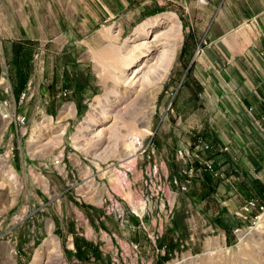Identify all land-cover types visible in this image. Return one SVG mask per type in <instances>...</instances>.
<instances>
[{
    "label": "rangeland",
    "instance_id": "374dc122",
    "mask_svg": "<svg viewBox=\"0 0 264 264\" xmlns=\"http://www.w3.org/2000/svg\"><path fill=\"white\" fill-rule=\"evenodd\" d=\"M145 23L148 37L137 33ZM195 23L187 2L0 0V264H264V213L241 223L252 228L237 239L241 211L227 223L203 202L196 186L205 174L189 177L185 192L171 183L189 164L178 151L195 143L180 102L187 57L206 45ZM169 30L173 61L147 116L127 132L105 109L135 100L116 90L139 62L96 56ZM136 136L150 145L125 165L124 141Z\"/></svg>",
    "mask_w": 264,
    "mask_h": 264
},
{
    "label": "crops",
    "instance_id": "0c3cea01",
    "mask_svg": "<svg viewBox=\"0 0 264 264\" xmlns=\"http://www.w3.org/2000/svg\"><path fill=\"white\" fill-rule=\"evenodd\" d=\"M164 1L187 2L206 43L202 54L188 55L184 69V132L216 147L206 155L220 171L218 180L196 187L208 196L203 202L210 199L233 222L248 200L264 205V0ZM151 9L145 3L142 12Z\"/></svg>",
    "mask_w": 264,
    "mask_h": 264
},
{
    "label": "bare ground",
    "instance_id": "6f19581e",
    "mask_svg": "<svg viewBox=\"0 0 264 264\" xmlns=\"http://www.w3.org/2000/svg\"><path fill=\"white\" fill-rule=\"evenodd\" d=\"M155 23L157 22L154 21L153 24ZM153 24L150 23V25H153ZM148 25L149 23H145V25L140 26V28L137 29L138 30L137 33L140 34L142 37H146L149 34V29H148L149 27H147ZM173 32L174 31L169 30L166 33L155 35L151 43L147 41H143L134 47L132 46L129 49L127 48L126 50H124V52L116 51L113 49V50H106L102 54H97L96 56L99 62L101 63L108 64V62H114L115 64V63H118L119 61H122L124 64L123 66L125 67L126 66L129 67L130 65L139 62V65H137L136 67V71L131 72L130 75H127L123 78L124 72H122V75L120 76V78H118V80L121 81L124 87L121 91L116 90L117 91L116 94L118 95V98L122 102H125L131 96H134L135 100L129 103H125V106L118 110H115V107L113 106L111 107H113L114 110L109 109V108L105 109L106 114L110 112H114L111 118H115L119 121H122V126L128 130L127 132L134 130L136 127L137 121L140 118H145V116H147V115H144L143 112L153 104L152 103L153 93L156 91L157 86L165 78V76L168 73L169 65H171L173 61V57H174V45L171 44V41H173V38H174ZM137 33L135 32V34ZM139 37L140 36H138V38ZM158 49H161V50H159L160 53L157 55L158 58L156 62L152 66H147L148 68L146 69V71L143 72L142 65L144 64L143 62L145 58H148L153 51H156ZM107 71H108V68H107ZM141 72H143L142 73L143 75L141 76V78L137 79V75L140 74ZM138 87L140 90H137ZM149 91L151 92L148 93ZM105 117L107 118L109 116L106 115ZM115 130L116 129H111V135H113ZM120 136L122 137L123 134H121ZM124 143L126 145L125 146L126 153L124 157L121 159V161L124 162L125 165L130 166L136 158L135 156L136 147L133 146L131 140H128V138L127 140L124 141ZM261 219L262 217L260 216L258 220H261ZM245 236L246 235H242L240 236V238L243 239L245 238ZM52 246L53 244L51 241H46L44 243V247L46 249L51 248ZM35 261L36 260H34L32 264H36Z\"/></svg>",
    "mask_w": 264,
    "mask_h": 264
},
{
    "label": "built area",
    "instance_id": "2783aa9c",
    "mask_svg": "<svg viewBox=\"0 0 264 264\" xmlns=\"http://www.w3.org/2000/svg\"><path fill=\"white\" fill-rule=\"evenodd\" d=\"M63 96L67 95V92L62 93ZM250 110V109H249ZM25 118L18 119V123L23 124ZM145 139L140 136L131 138V142L134 147H136L135 156L144 155L147 152V149L150 143L145 144ZM216 147L202 139L195 140L193 145H190L188 148L178 151L179 158L184 161H188L187 171H183V174L173 177L171 183L175 186L180 192L187 191L188 184L190 183L189 177L194 174L202 173L210 176L211 178H218L220 171L216 168L215 162L212 158L207 157L206 154L213 153ZM225 150V149H224ZM188 178H184V177ZM241 218L244 221L250 222L253 220V224L258 221L259 217L264 213V205L260 204L257 199L248 200L240 209ZM252 227H247V230L237 227L232 230V234L239 239L240 236L249 233ZM249 231V232H248Z\"/></svg>",
    "mask_w": 264,
    "mask_h": 264
},
{
    "label": "trees",
    "instance_id": "16d2710c",
    "mask_svg": "<svg viewBox=\"0 0 264 264\" xmlns=\"http://www.w3.org/2000/svg\"><path fill=\"white\" fill-rule=\"evenodd\" d=\"M205 179L206 180H209L210 179V176H208V175L205 174Z\"/></svg>",
    "mask_w": 264,
    "mask_h": 264
}]
</instances>
